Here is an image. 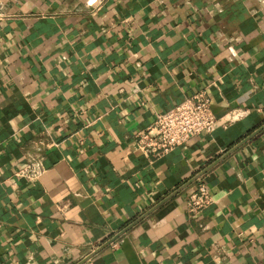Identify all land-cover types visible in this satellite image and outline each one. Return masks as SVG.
<instances>
[{
    "label": "crops",
    "instance_id": "crops-1",
    "mask_svg": "<svg viewBox=\"0 0 264 264\" xmlns=\"http://www.w3.org/2000/svg\"><path fill=\"white\" fill-rule=\"evenodd\" d=\"M201 90L218 127L141 153ZM0 264H264V0H0Z\"/></svg>",
    "mask_w": 264,
    "mask_h": 264
},
{
    "label": "built area",
    "instance_id": "built-area-1",
    "mask_svg": "<svg viewBox=\"0 0 264 264\" xmlns=\"http://www.w3.org/2000/svg\"><path fill=\"white\" fill-rule=\"evenodd\" d=\"M232 117L236 118L238 114ZM220 120L208 93L201 90L185 97L168 110L158 112L147 128L135 133V144L139 151L148 157L152 154L162 156L187 143L196 135L214 131ZM45 170L44 167L28 163L18 175L35 180ZM212 200L207 182L201 179L198 188L188 198V206L191 211L198 212L211 204Z\"/></svg>",
    "mask_w": 264,
    "mask_h": 264
}]
</instances>
